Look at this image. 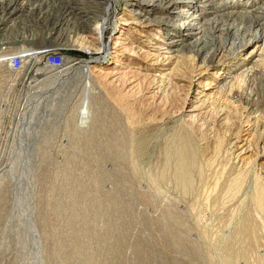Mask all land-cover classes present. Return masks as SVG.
<instances>
[{
    "label": "rangeland",
    "instance_id": "374dc122",
    "mask_svg": "<svg viewBox=\"0 0 264 264\" xmlns=\"http://www.w3.org/2000/svg\"><path fill=\"white\" fill-rule=\"evenodd\" d=\"M256 3L249 0L246 8ZM123 6L121 1L117 10ZM80 18L91 25L90 18ZM21 26L5 34L10 38L5 42L13 41L7 46L14 45L5 50L46 45L23 41L20 36L35 30L27 20ZM131 34L138 37L136 31ZM57 47L56 55L88 57L87 51ZM252 47L241 52L245 62ZM200 61L191 55L185 72L205 71L204 78L213 80L217 67L206 69ZM45 62L30 66L15 86L25 89L35 82L44 71L36 68ZM246 78L235 82L233 98L229 90L214 95L215 102L197 119L176 117L185 88L175 86L174 77L157 93L142 81L128 93L119 81L114 92H126L127 104L98 98L103 93L93 89L95 78L79 98L78 88L77 97L44 105L47 112L40 104L45 109H37L34 118L29 114L36 105L24 102V95L17 102H0V264H264V223L251 212L254 180L264 182V160L258 157L264 152V111L252 110L257 82ZM200 79L186 101L194 99ZM3 80L0 76V89L6 86ZM181 129L191 132L198 153L187 186L174 178V156L164 168L165 150ZM246 132L249 154L243 163L229 143ZM140 138L144 145L134 156V168L130 152ZM235 180L237 189H232ZM248 213L256 220L252 247L246 236H238Z\"/></svg>",
    "mask_w": 264,
    "mask_h": 264
},
{
    "label": "bare ground",
    "instance_id": "6f19581e",
    "mask_svg": "<svg viewBox=\"0 0 264 264\" xmlns=\"http://www.w3.org/2000/svg\"><path fill=\"white\" fill-rule=\"evenodd\" d=\"M75 1L77 3L72 5V0H0V67H3L0 76L6 83V86L0 89L2 90L0 102L7 104L12 100L17 102L24 95V102L30 104L32 102L36 105L34 111L31 109L32 112L30 114L28 112L29 118H34L37 109L42 112L43 107L40 109V104V106L46 104L53 106L55 102L72 99L78 88L79 98L95 78L98 80L92 83L93 89L96 94L103 93L98 98L108 100L112 98L111 100L118 104H127L129 100L125 97L126 92L129 93L137 83L145 82L148 88L152 89L151 92L157 93L159 88L169 87L173 82L171 78L174 77L178 79V83L173 82V84L185 88L183 90L185 99L176 117L197 119L215 102L214 95L220 92L225 94L229 90L231 93L229 91L228 93L232 98L236 96L232 93L234 84L240 76H243L247 77L246 79H255L257 82V92L254 96L257 101L253 104L252 110L261 107L264 111V0H255L257 3L250 8H246L249 0ZM121 1L124 6L118 11ZM198 2L201 4L199 5ZM127 3L135 4L138 10L129 8ZM183 3L187 5L182 6ZM204 9L210 10L213 16L210 17ZM80 15L90 18L91 25L88 26ZM26 20L28 25L34 28L35 33L27 32L25 36H20L23 37L22 40L30 43L33 39H37L41 45L43 43L46 45L37 47L35 43L34 46L36 45L37 48L26 46L27 48H16L13 49L14 51L10 50L11 52L5 50L14 46H7L13 41L5 42L9 37L7 34L6 38L5 34L18 24L21 26L26 23ZM72 26L74 29L70 28ZM132 31L137 32V38L131 34ZM21 33L25 32L21 31ZM60 44L87 51L88 57L80 59L65 54L56 55L59 51L53 49L55 46L58 48L57 45ZM248 45L253 47L249 51L250 59L245 62L246 56L243 58L240 56ZM191 55L200 58V63L206 69L217 67L213 80L208 81L204 78L205 71L198 72L187 68L188 71L185 72ZM42 59L46 60L45 66L38 69L35 67L37 71L33 70L38 72L41 69L45 72L39 71L42 73L39 74L38 79L33 83H27L25 89L17 88L15 84L21 79L20 77L28 72L30 66ZM60 62L63 64L57 69L46 71ZM184 72L186 75L181 76ZM201 77L203 79H200ZM196 79H200L199 88L196 89L194 99L186 101ZM119 81H122L125 94L119 92L121 89L118 93L114 92ZM219 83L221 85H218ZM100 84L110 90L100 91ZM47 109L49 110L46 108L45 112ZM180 131L168 146L173 147L169 150L167 147L165 150L164 168H167L172 159L168 156H174V178L180 183L178 185L187 186L191 182V171L196 169L198 153L194 148L191 132L187 129ZM128 134L127 146L131 151L134 144L129 131ZM247 135L248 132L237 136L229 143L238 151L237 157L243 163L247 162L249 154L246 146ZM139 141L132 149L133 155L130 152L132 159L130 162L134 168H136L134 156L144 145L142 138ZM258 157L264 160V152ZM237 180L233 182L232 189L237 187ZM254 192L251 212H256L264 223V182L260 179L254 180ZM246 221L238 231V236H246L252 247L256 244V220L251 213H248Z\"/></svg>",
    "mask_w": 264,
    "mask_h": 264
}]
</instances>
